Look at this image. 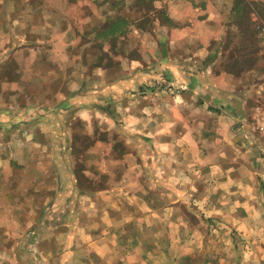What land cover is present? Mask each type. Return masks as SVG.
<instances>
[{
  "label": "crops",
  "instance_id": "crops-1",
  "mask_svg": "<svg viewBox=\"0 0 264 264\" xmlns=\"http://www.w3.org/2000/svg\"><path fill=\"white\" fill-rule=\"evenodd\" d=\"M238 1L0 0L3 253L18 249L21 256L34 222L36 241L29 247L44 264H169L176 256L171 249L188 252L186 244L199 230L187 217L193 206L196 215L212 217V225L223 222L227 239L234 245L240 240L249 260L255 253L264 264V187L259 149L249 132L235 133L219 115H210L218 120L210 129L198 124L180 127L178 143L185 160L177 167L170 163L160 168L164 187L156 197V180L140 175L133 143L128 145L131 162L121 173L104 167L105 176L92 177L98 178L97 186L78 190L74 163L67 158L71 146L64 142L71 129L62 126L65 115L82 123L107 121L110 114L99 108L103 104L115 103L114 115H137L142 97L134 92L147 88L159 72L170 80L172 73H179L181 80L205 92L209 104L229 102L209 73L211 65L195 70L190 60L222 38L224 21L236 12ZM145 17L159 25L157 31L135 29L133 24ZM108 24L133 30L110 34ZM111 38L114 42H108ZM107 55L112 57L109 63ZM188 71L195 73L192 82ZM202 72L210 74L211 85L201 84ZM193 116L198 123L201 115ZM138 131L126 130L131 135ZM141 132L155 139L154 131ZM163 132L171 150V130ZM103 146L107 150L108 145ZM187 153L194 159L188 161ZM177 207L183 221L172 234L170 224L155 222ZM44 214L50 222H43ZM12 217L18 221L21 242L18 235L10 240Z\"/></svg>",
  "mask_w": 264,
  "mask_h": 264
},
{
  "label": "rangeland",
  "instance_id": "rangeland-1",
  "mask_svg": "<svg viewBox=\"0 0 264 264\" xmlns=\"http://www.w3.org/2000/svg\"><path fill=\"white\" fill-rule=\"evenodd\" d=\"M143 4L145 13H147L149 6L145 2ZM224 22L221 29L222 38L212 40L206 46L205 54L193 55L190 61L192 66H195V70L211 65V72L209 73L216 77L214 79L219 84L218 89L221 90L223 96L229 95V102L219 99L215 102L217 103L215 106L209 104L205 92L188 84V81L181 80L182 77L179 73H172L170 80L159 72L155 78L150 80L151 83L148 84L147 88L140 87L134 92L142 97L138 104L135 103L139 109L137 115H114L115 103L108 104L113 115H109L110 119L107 121L103 119V121L92 120L90 123H82L80 120H73L72 115H65L62 126L66 127L67 130L71 129V134L66 135L64 142L68 147L71 146L67 158L71 164L74 163V175L78 190L97 186L98 178L94 180L92 177L105 176L106 170H115V174L121 173V169L131 162L128 145L133 143L137 145L139 151L140 175H153L156 180L154 182L156 186L154 189L155 196L161 197L159 195H161L160 192L164 186L160 182L162 178L160 173L164 168L163 166L171 163L177 167L182 160H185L184 151L179 149V128L198 124L199 126L202 125L204 129H210L215 121L218 122L216 116L210 115L221 116L225 122L229 123V127L235 133L243 134V131L247 133L249 129L253 130L252 136L254 138H251L258 145L260 136L257 125L264 118V39L259 35L258 26L264 25V0L238 1L236 12ZM133 26L135 29L139 28L144 32H153L157 31L159 25L151 23L150 18L145 17ZM128 27L120 24H108L107 32L114 34L120 31L133 30ZM114 38L108 42H114ZM105 59L109 63L112 57L107 55ZM202 73L204 80L201 84L211 85L210 74ZM186 74L188 79H191L195 73L188 71ZM143 93H148V96L144 98L145 94ZM212 94L218 95L215 91ZM117 97L115 96L113 102L118 100ZM103 105L104 107L107 106ZM193 115H201V118L197 120L198 123H196ZM124 116H128L129 119L123 118ZM132 127L139 130L137 134L134 132L131 135L130 132H126ZM144 129H147L148 132L154 131L155 139L154 136L150 139L144 136L141 132ZM165 130L168 132L171 130L172 136L170 138L174 144L171 150L168 149L163 138V131ZM205 134L209 135L208 132ZM132 139L135 140L132 141ZM106 144L108 145L107 150L103 146ZM187 156H190L188 161L194 159L193 153H187ZM104 167L106 170L102 172ZM161 167L162 169H160ZM142 169H144V173ZM46 171L51 172V169L47 167ZM93 180L96 184L92 183ZM160 201L163 204L166 203L163 198H160ZM45 206L48 209V202H45ZM193 209V206V212L185 209L187 217L190 219L189 222L199 228L200 231L197 229L187 242L186 250L188 252L178 254L174 247L171 249V252L176 253V256L170 257L169 264H260L257 260L259 256L255 253L250 255L252 260H249L247 248L242 247L240 240H237L236 245H234L232 240L227 239V234L222 230V227L226 226L223 222L219 221L218 224L212 225L213 221L210 220L212 217L196 215V211ZM165 212L163 217L156 219L155 223H162L163 225L168 223L173 227V230L171 229L172 234L176 233L179 228L177 225L181 226L180 223L183 221L180 208H172ZM47 219L49 217L44 214L43 222H50ZM77 219L78 217H75L74 222ZM63 220L65 219L63 218ZM9 221L15 227L9 232L10 240L18 235L16 238L21 242L22 234L17 232L19 227L17 226V219L12 217ZM27 223L29 224V222ZM30 227L32 230L26 233L28 238L25 243L26 246L22 249L24 253L19 256L18 249H13L11 253H3V250L0 249V264H44L45 260L38 259L33 246L29 247V244H34L36 241L37 235L33 231L34 222ZM211 228L214 229L212 233ZM163 230L162 227L161 233ZM230 235L234 236L232 232ZM46 236L49 237L50 233H47ZM155 259L159 262L161 255L156 253Z\"/></svg>",
  "mask_w": 264,
  "mask_h": 264
},
{
  "label": "built area",
  "instance_id": "built-area-1",
  "mask_svg": "<svg viewBox=\"0 0 264 264\" xmlns=\"http://www.w3.org/2000/svg\"><path fill=\"white\" fill-rule=\"evenodd\" d=\"M258 29H259V35L264 39V25L258 26ZM257 129L259 131L258 133L260 136V141H258L259 143L257 145V148L259 149V157L261 161L260 178L262 185L264 187V118L259 121V124L257 125ZM252 133L253 130L249 129L250 138L253 137ZM253 138L251 139L253 140Z\"/></svg>",
  "mask_w": 264,
  "mask_h": 264
},
{
  "label": "trees",
  "instance_id": "trees-1",
  "mask_svg": "<svg viewBox=\"0 0 264 264\" xmlns=\"http://www.w3.org/2000/svg\"><path fill=\"white\" fill-rule=\"evenodd\" d=\"M99 108L102 109V111H104V112H106V113H108L110 115H113L112 110H109L108 105L105 106V107H99Z\"/></svg>",
  "mask_w": 264,
  "mask_h": 264
}]
</instances>
